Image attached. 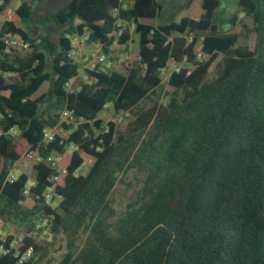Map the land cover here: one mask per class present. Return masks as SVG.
<instances>
[{
    "label": "trees",
    "instance_id": "1",
    "mask_svg": "<svg viewBox=\"0 0 264 264\" xmlns=\"http://www.w3.org/2000/svg\"><path fill=\"white\" fill-rule=\"evenodd\" d=\"M14 1L0 0V222L23 238H7L0 264L29 247L21 264H50L59 235L57 264H264V0L229 15L220 0H186L178 20L157 0H68L43 20L55 40L18 27L46 0ZM116 18L134 26L138 53L83 80L71 39L87 31L84 47L121 52L130 38ZM169 69L162 105L151 93ZM108 107L120 122L99 118ZM61 110L76 128L44 143ZM15 163L27 166L7 181ZM129 172L141 185L117 212ZM50 187L57 208L42 201Z\"/></svg>",
    "mask_w": 264,
    "mask_h": 264
},
{
    "label": "rangeland",
    "instance_id": "2",
    "mask_svg": "<svg viewBox=\"0 0 264 264\" xmlns=\"http://www.w3.org/2000/svg\"><path fill=\"white\" fill-rule=\"evenodd\" d=\"M67 1L68 0H46L43 3L36 5L35 9H34V15L30 19V21H28L29 25L26 22H23V23L19 24V27L24 29L31 38H35L37 36V33L40 32L41 34H44V35L49 34L51 39L55 40L58 37L60 30H56L54 25H52L50 23V21L43 23V20L45 17H49L50 13H53L55 10H58L59 8H61L63 6V4H65ZM157 1L159 2L160 5H162L164 3L166 5V7H168V9H170L172 11L173 10L175 11V9L177 8V15L175 16L176 20H178L180 17H182L184 15H188L189 8H187L185 5L186 0H157ZM220 1L222 2V6H223V9L225 11V14L229 15L235 11L238 0H220ZM14 4L17 5L18 1L15 0ZM194 5H199V3L194 2ZM174 6H175V8H174ZM155 23H156L155 21L152 22V24H155ZM131 33H132L134 43L129 44L130 50H129V53H127V55H126L127 57H129L135 53L136 54L138 53L137 36H135L133 34V31H131ZM114 52L116 53V50ZM102 54L105 55L106 57H109V51L108 50H102ZM111 60H113V59H110L109 61H111ZM107 61H108V58H107ZM77 62L79 64L78 59L76 60V63ZM115 62H117V60ZM170 71H172V69H169V70H166L163 72L162 84L151 93V97L162 105H165L167 103V101H168L167 94L172 91V89L169 88L166 84V81H167L168 75L170 74ZM213 77H214V69L212 67L210 69L208 79H211ZM143 105L148 106V104L145 102L143 103ZM127 116L128 115L125 116L126 117L125 123L129 119V117H127ZM99 118L105 124H107L108 122H114L115 115L113 114L111 108L108 107V109L106 111L102 112L99 115ZM125 123H123L121 125H117V128L119 130L123 129ZM57 157L58 156L56 154H53L54 159H56ZM21 165H22V168H19L20 171L27 166V164H25V163L21 164ZM79 173L85 174L86 170L84 168H82L79 170ZM123 180L125 183L129 184L130 187H126V186L120 185V184H117V186L115 187L112 198L115 202L114 208L117 212H121L123 210L125 204L129 201V199L131 197H133L135 191H137V189L141 185L140 181L142 180V177L139 176L136 172H129L124 177ZM57 206H58V201H56L52 207L57 208ZM2 230L5 232L11 231L9 226H7V225H4L2 227ZM64 252H65L64 237L62 235H59L56 238L54 249L52 250L50 257H49V259L51 261L50 264H57Z\"/></svg>",
    "mask_w": 264,
    "mask_h": 264
},
{
    "label": "built area",
    "instance_id": "3",
    "mask_svg": "<svg viewBox=\"0 0 264 264\" xmlns=\"http://www.w3.org/2000/svg\"><path fill=\"white\" fill-rule=\"evenodd\" d=\"M120 6L123 10L129 9L132 6V2H127L125 0H119ZM118 14L117 10L115 11V15ZM78 23V21H76ZM115 27L119 29L120 32L123 26H127L130 30L133 31L134 26L131 24H128L119 18H116L115 20ZM88 32L85 31L82 36L75 37L71 39L70 42V58L76 62L77 58L79 57V52L84 47L86 41L88 40ZM8 39L10 41V44H15L18 46H22L23 48H26V45H23L21 42H14L13 38L11 36H8ZM96 50L87 53L79 60V76L82 77L83 80H86V76L84 75L85 70L89 71H97V70H109L111 68V63L107 61V58L105 55H103L100 51H98L101 47L95 46ZM126 58L125 55L119 54V61H123ZM164 72V71H163ZM162 72V75H163ZM57 116V122L56 125L53 127H46L43 130V142L48 143L53 138V132L56 129H59L61 126H69L76 128L77 124L73 119L72 113L66 110H61L56 113ZM122 120V114L115 116L114 122H120ZM35 159L34 153L29 152L26 154V156L22 159L25 162H29L31 160ZM19 168H22V165L19 163H15L11 169L8 172L7 181H13L16 180L19 175ZM33 185V182H28L27 187H31ZM42 201L47 206H53L55 202L57 201L54 196V188L50 187L46 190L45 194L42 197ZM47 219H44V223L47 224ZM45 224V225H46ZM4 225L0 222V256L5 253L4 250V243L6 242L8 237H11L12 240L9 244L10 248H14L18 242H20L23 238V232L21 225L15 224V225H7L10 228V232H5L2 230V227ZM49 225H46V228H48ZM38 228V227H37ZM47 230V229H46ZM32 255V248H27L22 254H20L18 257V263L21 264L25 261H27Z\"/></svg>",
    "mask_w": 264,
    "mask_h": 264
},
{
    "label": "crops",
    "instance_id": "4",
    "mask_svg": "<svg viewBox=\"0 0 264 264\" xmlns=\"http://www.w3.org/2000/svg\"><path fill=\"white\" fill-rule=\"evenodd\" d=\"M18 27H19V25H18ZM121 31L128 33L130 41L126 44L124 50H121V52L116 51V53H115L114 52L115 48L113 46L109 49V57H106V58H108V62H110V63L111 62L114 63L116 60L119 61V54L126 56L127 53H129V50H130L129 44L134 43L133 37H132V33H131L132 30H130L127 26H123ZM38 34H40V32L37 33V35ZM95 50H96L95 47H83L82 50L79 52V57L77 59L80 60L84 55H86L89 52L95 51ZM98 51H100L102 53V49L101 48ZM110 59H113V60L109 61Z\"/></svg>",
    "mask_w": 264,
    "mask_h": 264
}]
</instances>
